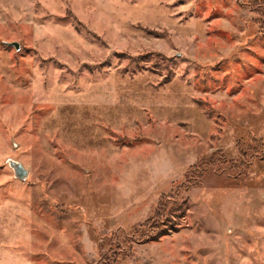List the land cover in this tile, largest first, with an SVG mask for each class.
I'll return each instance as SVG.
<instances>
[{
    "label": "rangeland",
    "instance_id": "obj_1",
    "mask_svg": "<svg viewBox=\"0 0 264 264\" xmlns=\"http://www.w3.org/2000/svg\"><path fill=\"white\" fill-rule=\"evenodd\" d=\"M257 5L0 0V264H264Z\"/></svg>",
    "mask_w": 264,
    "mask_h": 264
},
{
    "label": "water",
    "instance_id": "obj_2",
    "mask_svg": "<svg viewBox=\"0 0 264 264\" xmlns=\"http://www.w3.org/2000/svg\"><path fill=\"white\" fill-rule=\"evenodd\" d=\"M9 46H13L16 48V50H19V44L18 43H8ZM10 168L14 171L15 177L21 181H24L28 177V170L24 167V165L20 162L10 160L8 162Z\"/></svg>",
    "mask_w": 264,
    "mask_h": 264
},
{
    "label": "trees",
    "instance_id": "obj_3",
    "mask_svg": "<svg viewBox=\"0 0 264 264\" xmlns=\"http://www.w3.org/2000/svg\"><path fill=\"white\" fill-rule=\"evenodd\" d=\"M255 3L256 4H258L257 6H258V9L261 7H263L264 6V2H260L259 0H255ZM260 3V4H259ZM256 13H257V11H255ZM264 32V31H263Z\"/></svg>",
    "mask_w": 264,
    "mask_h": 264
}]
</instances>
